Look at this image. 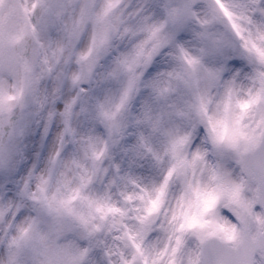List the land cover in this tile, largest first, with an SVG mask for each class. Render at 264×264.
Here are the masks:
<instances>
[{
    "label": "rangeland",
    "instance_id": "obj_1",
    "mask_svg": "<svg viewBox=\"0 0 264 264\" xmlns=\"http://www.w3.org/2000/svg\"><path fill=\"white\" fill-rule=\"evenodd\" d=\"M0 116V264H200L263 223L264 0H0Z\"/></svg>",
    "mask_w": 264,
    "mask_h": 264
},
{
    "label": "water",
    "instance_id": "obj_2",
    "mask_svg": "<svg viewBox=\"0 0 264 264\" xmlns=\"http://www.w3.org/2000/svg\"><path fill=\"white\" fill-rule=\"evenodd\" d=\"M2 137V126L0 125V141ZM248 165L249 172L252 177L255 176L258 181V200L264 208V145H260L249 161H245ZM247 230L242 232L243 240L248 239ZM257 250H264V232L259 235L257 240L252 241L250 238L240 246V248L232 252L231 249L219 244L214 240L206 241L202 246L204 253L203 259L205 264H248V257Z\"/></svg>",
    "mask_w": 264,
    "mask_h": 264
}]
</instances>
